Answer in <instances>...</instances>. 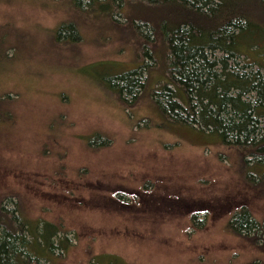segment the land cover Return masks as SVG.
<instances>
[{
	"label": "rangeland",
	"instance_id": "obj_1",
	"mask_svg": "<svg viewBox=\"0 0 264 264\" xmlns=\"http://www.w3.org/2000/svg\"><path fill=\"white\" fill-rule=\"evenodd\" d=\"M90 2L0 0V200L63 226L44 264H264V158L246 155L249 181L234 144L171 117L151 85L121 99L112 81L144 42L134 23L144 49L163 38L140 3ZM69 21L75 36H58ZM242 205L247 234L228 223Z\"/></svg>",
	"mask_w": 264,
	"mask_h": 264
},
{
	"label": "trees",
	"instance_id": "obj_2",
	"mask_svg": "<svg viewBox=\"0 0 264 264\" xmlns=\"http://www.w3.org/2000/svg\"><path fill=\"white\" fill-rule=\"evenodd\" d=\"M72 1L83 10L81 0ZM115 1L91 0L89 4L105 9ZM133 3L147 10L146 16L138 19L150 23L162 35L163 45L158 54L154 47L144 49L153 37L148 38L149 33L139 28L138 21L134 23L144 42L138 52V66L116 75V83L112 81L120 98L128 102L125 92L135 98L139 88L152 86L149 79L155 80L160 74L157 84L149 88L152 95L161 96L158 99L165 112L201 130L218 133L223 143L234 144L243 156L245 178L255 181L246 155L264 158V0ZM57 32L63 37L76 34L75 22H65ZM146 56L156 61L154 77L149 76L154 67L147 64ZM143 73L145 79L141 80ZM260 175L259 179L264 178V172ZM6 199L0 200V264H44L42 259L52 253L63 226L47 220L33 222L17 205L8 206ZM232 216L228 223L238 234H247L258 226L245 205Z\"/></svg>",
	"mask_w": 264,
	"mask_h": 264
}]
</instances>
